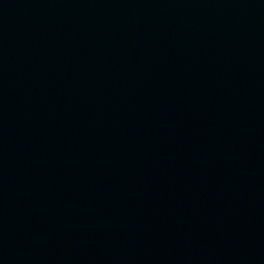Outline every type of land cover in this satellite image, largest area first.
<instances>
[{
    "label": "water",
    "instance_id": "95a60500",
    "mask_svg": "<svg viewBox=\"0 0 264 264\" xmlns=\"http://www.w3.org/2000/svg\"><path fill=\"white\" fill-rule=\"evenodd\" d=\"M0 264H264V0H0Z\"/></svg>",
    "mask_w": 264,
    "mask_h": 264
}]
</instances>
